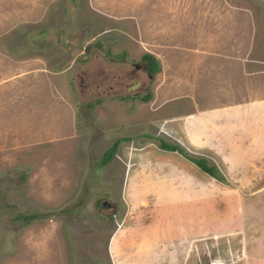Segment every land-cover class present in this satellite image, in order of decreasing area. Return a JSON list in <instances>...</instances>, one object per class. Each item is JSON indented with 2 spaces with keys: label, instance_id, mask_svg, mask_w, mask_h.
Instances as JSON below:
<instances>
[{
  "label": "rangeland",
  "instance_id": "obj_1",
  "mask_svg": "<svg viewBox=\"0 0 264 264\" xmlns=\"http://www.w3.org/2000/svg\"><path fill=\"white\" fill-rule=\"evenodd\" d=\"M197 45L231 51L236 93L264 90V0H0V264H112L127 170L142 172L143 149L176 144L158 121L217 82L197 71ZM248 194L210 196L197 264L230 255L243 230L264 240L262 201Z\"/></svg>",
  "mask_w": 264,
  "mask_h": 264
},
{
  "label": "crops",
  "instance_id": "obj_2",
  "mask_svg": "<svg viewBox=\"0 0 264 264\" xmlns=\"http://www.w3.org/2000/svg\"><path fill=\"white\" fill-rule=\"evenodd\" d=\"M197 52V71H213L217 82L198 85L190 106L183 113L164 114L157 132L191 156L209 159L227 184L176 151L143 149L140 167L134 165L142 172L127 170L123 181L126 210L109 239L112 264H197L203 248L197 239L202 226L197 214L206 210L211 197L227 202L228 196L233 203L244 200L247 191L252 195L246 199L257 197L264 207V90L255 95L248 87L235 92L228 80L235 72L227 64L231 51L197 45ZM143 54L158 57L147 47ZM246 233L239 243H226L230 255L213 256L209 264H264V240L251 241ZM211 239L208 248L217 250V236Z\"/></svg>",
  "mask_w": 264,
  "mask_h": 264
},
{
  "label": "trees",
  "instance_id": "obj_3",
  "mask_svg": "<svg viewBox=\"0 0 264 264\" xmlns=\"http://www.w3.org/2000/svg\"><path fill=\"white\" fill-rule=\"evenodd\" d=\"M141 57H142V60L144 62L146 69L148 70V72L150 74H154L155 72H157V63H156L153 56H151L150 54H143V56H141ZM140 99L142 101H147L148 95L142 94L140 96ZM117 144H118V140L114 141L113 145L103 153V157L100 161L101 165L105 164L109 160V158H110L113 150L116 148ZM158 147L161 149L169 150V151H176L177 153L181 154L184 158H186L187 160H189L193 164H195L199 170H201L202 172H204L208 176L214 178L215 180H217L219 182L223 181V177L221 176V174H219L216 167L213 164H211V165L207 164V162L204 158H201V157L196 158V157L189 156L177 144H168V143H165L163 141H159ZM34 218H35V216L32 214H17L15 216V219L21 220L23 223L32 222V221H34Z\"/></svg>",
  "mask_w": 264,
  "mask_h": 264
}]
</instances>
